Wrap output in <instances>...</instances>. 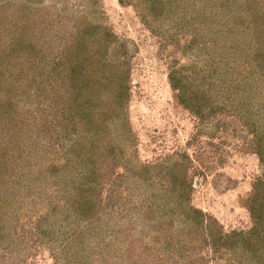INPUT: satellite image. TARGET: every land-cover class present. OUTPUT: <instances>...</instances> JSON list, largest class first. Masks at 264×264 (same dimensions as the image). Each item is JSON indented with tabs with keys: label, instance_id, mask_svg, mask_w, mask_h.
<instances>
[{
	"label": "rangeland",
	"instance_id": "rangeland-1",
	"mask_svg": "<svg viewBox=\"0 0 264 264\" xmlns=\"http://www.w3.org/2000/svg\"><path fill=\"white\" fill-rule=\"evenodd\" d=\"M151 1L156 0H0V14H3L0 15V77L4 73L9 78L20 79L27 83L29 92L37 95L32 99L22 94L16 114L23 111L22 115L31 119L33 114L41 113L54 117L48 99L36 91L35 84L42 71L41 64L47 62L59 46L53 35L52 41L45 44L52 50L42 55L39 68L24 60L27 53L21 48L22 41L17 42L20 39L17 38L18 21L22 23L23 12H27L26 19H29L28 35L37 26L45 22L50 24V21L57 29L68 32L73 20L83 17L82 23L89 28L96 26L98 32H108L110 45L119 47L117 54L124 51L125 55L120 57H124V65L121 64L118 71L124 70L127 74L124 80L118 78L116 81L115 75L109 82L117 88L125 85V105L118 113L117 123L105 119L109 126L108 139L114 137L123 146L116 144L119 159H110L106 164L116 171L107 175V183L101 189L106 207V216H102L101 222L108 218L112 229H117L122 222L128 227L123 228L126 235H119L111 247L114 255L105 256L110 264H130V260L133 264H149L148 260L153 258L138 254L142 251L140 245L152 242L147 231L151 230L153 220H147L140 200L153 190L149 189V184H137L128 174L132 168L141 163L148 164L153 166V176L159 178L176 163L186 167L185 176L183 172L180 177L185 183L168 187L160 194H166L173 204L199 209L209 217L211 227H217L223 233L249 231L253 221L247 198L256 178L264 172L258 156L252 152V135L249 127L243 124V118L217 113L200 119L174 98L169 79L172 72L181 78L187 76L189 80L195 76L199 80L194 81H200L205 87H210L208 83L212 82V77L208 76L215 64L210 62L218 61L219 57H214L220 51L216 45L220 39L219 32H213V27L206 28L195 20L196 12L205 7L203 2L158 0L152 4ZM230 4L226 10L230 13L224 15L227 19H222L225 23L240 18L245 22L250 19L251 23L252 11L256 9L260 13L255 7L264 8V0H258V3L233 0ZM40 39L44 42L46 36L42 35ZM12 47L18 53L22 51L23 59L16 55L17 52L15 57L6 55L14 51ZM113 49L106 53V59L114 58ZM233 58L234 63L240 60L239 55L231 57L230 61ZM85 72H89L88 69ZM0 85L2 112L7 92L4 83ZM4 120L0 118V137L7 132ZM8 127L10 131L17 129V125L9 124ZM9 135L8 147H5L7 153L0 156V264H56L53 248L61 250L57 264L69 261L72 264L97 263L100 259L94 253L93 245L97 244L100 235L104 236L102 228L95 230L92 241L83 237L90 242L88 246L87 242L70 239L57 248L60 231L78 221L76 197L70 196L71 184L63 175L69 168L61 171L64 166L60 147L42 142L43 138L34 142L28 135V139L17 142L20 154L13 156V149L9 148L13 135L10 132ZM124 173L127 176H123ZM160 182L165 184L167 178L160 177ZM186 183H190V188L184 186ZM156 200L153 215L167 209L159 203L164 201L163 198ZM87 228H91V224ZM125 236L132 240V245L138 246L133 247L137 254L132 257L124 252ZM196 236L199 239L194 238L192 243L197 247L193 251L201 264H264V258L246 253L239 247L232 249L221 241L217 246L202 243L201 230ZM162 264L171 263L165 260Z\"/></svg>",
	"mask_w": 264,
	"mask_h": 264
},
{
	"label": "trees",
	"instance_id": "trees-1",
	"mask_svg": "<svg viewBox=\"0 0 264 264\" xmlns=\"http://www.w3.org/2000/svg\"><path fill=\"white\" fill-rule=\"evenodd\" d=\"M232 1L191 0L192 4L203 2L205 6L196 12L195 20L206 28L213 27L215 29L213 32H219L218 39L222 40L216 44L220 51L214 58L219 57L218 61L210 62L215 64L213 71L210 73L206 70L210 73L208 77H212V82L208 83L210 87H205L200 81H194L197 79L195 76L189 80L187 76L178 77L175 72L170 73L169 79L174 89V98L200 119L215 116L217 113H229L239 119L243 118V124L249 127L252 135V152L258 156L264 171V8L261 9L259 5L255 7L260 9V13L258 14L256 9L252 11L251 23L250 19L245 22L242 18L225 23L222 19H227L224 15L230 13L226 10ZM255 1L258 3V0ZM156 2L159 1L156 0L152 4ZM37 7L36 5L35 8ZM23 15H25L23 20H20L22 23L18 21L17 38L20 39H17V42L22 41L21 48L27 53L24 60L39 68L42 55L52 50L50 46L45 45L46 42L50 43L53 35L59 41L54 55L41 64L42 71L35 84L36 91L48 99L49 109L54 117L49 118L41 113L33 114L31 119L23 116V111L16 114L22 94L32 99H36L37 95L33 91L29 92L26 82L24 84L20 79L9 78L2 73L0 83L3 82L6 87L7 98L2 104L0 118L6 119L4 122L7 132H3L0 137V156L7 153L5 147H8L7 143L10 140L9 132L13 135L9 147L13 149V156L20 154L16 147L17 142L24 138L28 139V135H31L34 142H38V138H43L42 142L60 147L59 154L62 156L64 166L61 171L69 168L68 172L63 171V175L69 178L70 196L76 197L75 211L78 221L75 223L77 226L71 224L60 231V243L57 244V248L62 247L66 244L64 241L69 242L70 239L87 242L88 246L90 242L83 237L92 241L95 230L102 228L104 236L100 235L97 244L93 245L94 253L100 260L93 264H110L106 257L114 255V250L110 249L119 239V235H126L123 228L128 227V224L122 222L117 229H112L108 218L101 222L102 216H106L105 198L101 196V189L107 183V175L116 171L113 166L110 168L106 164L110 159L119 157V151L115 152L116 144L123 146L122 143L116 142L114 137L108 139L109 126L105 119L108 118L109 122L115 121L120 117L118 113L125 105L123 100L127 95L125 85L117 88L109 82L115 75L116 81L118 78L124 80L127 74L124 70L118 71L121 64L124 65V57L120 59L125 55L124 51L123 55L117 54L119 47L110 45L108 32H98L96 26L89 28L86 23H82L83 17L73 20L68 32L57 29L50 21V24L45 22L42 26H37L28 35L30 24L29 19H26L27 12H23ZM18 18L21 19V16ZM223 30L226 31L222 32ZM63 33L68 35L65 36ZM230 33L235 36L230 37ZM42 35L46 36L44 42L40 39ZM228 41L231 43L225 44ZM111 49L114 51V58L106 59V53ZM15 52L16 48L6 55L12 54L11 57H15ZM19 52L16 55L23 59L24 54L22 51ZM238 55L239 62L234 63L235 58L230 61L231 57ZM86 69L89 72H85ZM1 88L0 85V90ZM9 124L17 125V129L10 131ZM126 138L128 139V135ZM9 164L10 162L6 165ZM139 165L132 168L128 174H131L140 186L149 184V189L153 190L145 194L146 196L140 200L142 205L139 204L143 206L145 215H148L147 220L151 219V222L153 220L151 230L147 231L152 242L140 245L142 251L138 252L143 256L153 257L148 260L149 264H162L165 260L171 264H201L199 257H195L196 251H193L197 246L192 243L194 238L199 239L196 234L200 233V230L203 232L202 243L217 246L221 241L224 246L232 249L239 247L246 253L251 252V255L264 258V172L262 176L256 178L252 193L247 198V207L253 221L249 231L223 233L217 227H211L209 217L199 209L173 204L167 199L166 194H160L166 192L168 187L185 183L180 177L183 172L185 176L186 167L177 163L169 167L166 174L163 172L160 175L167 178L164 184L160 182V177L153 176V166L142 163ZM123 176L127 174L124 173ZM184 186L190 188V183ZM158 197L164 199L159 203L167 209L153 215ZM89 224L92 229L87 228ZM123 241L126 242L125 248L122 246L124 252L131 257L137 254L135 248L138 246L132 245L131 239L125 236ZM59 250L52 249L56 264L58 258L60 259ZM131 261L129 263L133 264ZM60 264H72V261Z\"/></svg>",
	"mask_w": 264,
	"mask_h": 264
}]
</instances>
